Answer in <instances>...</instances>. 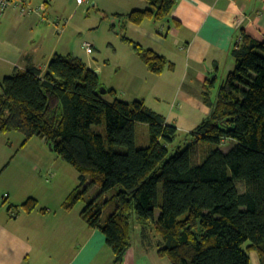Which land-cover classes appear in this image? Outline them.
Wrapping results in <instances>:
<instances>
[{"label": "trees", "instance_id": "trees-1", "mask_svg": "<svg viewBox=\"0 0 264 264\" xmlns=\"http://www.w3.org/2000/svg\"><path fill=\"white\" fill-rule=\"evenodd\" d=\"M175 2L147 0L144 9L105 18L131 42L127 23L171 22ZM133 48L151 73L172 67L151 49L137 43ZM230 53L233 69L219 83L211 80L202 86L211 112L187 136L195 141L182 150L170 153L175 126L142 100H121L106 87L101 93L98 74L72 53H55L43 73L32 67L0 78V133L19 132L23 143L42 139L78 172L79 185L63 201L64 209L84 199L89 186L111 192L104 218L96 198L86 203L81 217L105 235L115 263L130 245L133 212L142 224L152 221L161 244L157 253L170 264H250L251 250L262 263L264 40L241 32ZM140 123L148 127L144 146L135 143ZM226 139L233 143L225 152L219 144ZM195 142L208 148L198 162L193 157ZM85 178L90 180L87 187ZM20 207L31 212L38 202L28 197ZM246 241L247 251L242 247Z\"/></svg>", "mask_w": 264, "mask_h": 264}, {"label": "crops", "instance_id": "crops-1", "mask_svg": "<svg viewBox=\"0 0 264 264\" xmlns=\"http://www.w3.org/2000/svg\"><path fill=\"white\" fill-rule=\"evenodd\" d=\"M93 1L96 10L88 12L84 20L78 18V11L91 3L78 4L76 0H27L30 7L41 9L22 16L13 7L8 8L0 15V78L32 67L43 73L55 53H72L98 74L101 84L115 90L114 97L142 100L167 124L187 132L210 114L202 86L211 80L219 83L233 69L235 61L230 50L241 32L264 40V0H176L171 22L161 24L148 19L140 25L127 23L125 32L131 42L121 36L113 40L115 33L110 31L107 40L119 43V48L108 41L107 49L113 47V53L108 50L91 62L87 55L81 57L77 48L71 49L75 35L95 27L103 14H126L147 7V0ZM60 7L63 14L59 16ZM92 15L96 22L86 25ZM64 18L69 25L59 33L52 24H61ZM67 34L71 39L61 40ZM89 35L94 44L91 52L85 51L87 54L93 53L100 39L99 33ZM134 43L164 56L172 67L151 73L134 50ZM122 71L127 77L119 82L124 74H116ZM224 141L233 143L230 139ZM47 165L0 162V264H170L157 253L161 244L153 226L146 228L147 223L140 222L141 232L138 236L131 234L123 259L115 263L105 235L90 228L81 217L86 198L80 200L84 203L80 208L78 203L71 209L62 207L79 185L78 172L58 162ZM65 174L68 178L62 182ZM89 181L85 178V184ZM28 197L38 202V208L31 212L20 207Z\"/></svg>", "mask_w": 264, "mask_h": 264}, {"label": "rangeland", "instance_id": "rangeland-1", "mask_svg": "<svg viewBox=\"0 0 264 264\" xmlns=\"http://www.w3.org/2000/svg\"><path fill=\"white\" fill-rule=\"evenodd\" d=\"M74 1L75 0H73V2ZM94 8H96V6L95 5L93 6L92 0H91V4L89 6H87V9L81 8L83 10L80 9L78 11L80 14V15H78V18H82L84 20L85 16L88 14V12H89V14H92L95 12L96 9H94ZM58 12H59V16H60V14H63V8L62 7L58 8ZM16 14H18V13H16ZM63 17H67V15L63 16ZM94 21H95V16L92 15L89 17V20L85 24L91 25L92 22H94ZM60 23L61 24H59L58 27L54 24H52V25H54L57 32L62 33L64 31L65 27H67L69 25V20L64 18V19H62V21ZM96 25H95V27L94 26L89 27V28L83 30L82 33L75 35L73 37V39L71 40V44H70L71 49L77 48L81 52V54H80L81 57L84 58V55H87V57L89 58V60L91 62H94V60L98 59V56L103 55V53H106L109 51L111 52V54L113 53V47H110V50L107 49L106 43L108 41H111L113 46L115 45L116 47L119 48V43H117L115 41L120 40V35L117 32H115V30L112 29L111 21L109 19L105 18L104 14L101 17V21L97 22ZM110 31L111 32L113 31L115 33L112 37L113 40H115V41L107 40ZM102 32H104V33L101 34ZM89 33H92L94 35H96L97 33L100 34V39H97V42L99 44H98V46L96 45L97 48L95 50H93V53H91V54H87L85 52L86 50L81 47L82 43L84 41L89 42L92 45L94 44L93 43V41H94L93 37L90 36ZM68 38L71 39V36H69V34H67L66 36L64 35L61 40H67ZM67 41H65V42H67ZM62 51H64V50H62ZM123 74H124V71H122L120 74H116V75H117V77H121ZM126 77H127V75L124 74V76L122 78H119L118 81L119 82L123 81ZM214 93L215 92H213V94ZM151 99H152V97H151ZM164 99L165 98L163 97L162 104H161L162 107L164 106ZM148 101L150 103V100H148ZM173 126H175V125H173ZM193 130L194 129H189L186 132V131H182V130L178 131V129H177L176 136L174 137V141H173V145L175 148H172V146H171L170 153H172L173 151H175L178 148L182 150L186 146L191 144V141L192 142L195 141V139L187 138V136L191 135L190 132ZM23 139H24L23 135L19 132H16V131L0 133V162L4 161V163H6V162L10 161L13 163H16V162L21 163L23 161H25V162L27 161V162H31L33 164L40 163V167H43L44 164H46V165L52 164V163L55 164L56 162H58L61 165L67 166V168H70L71 170H73V168L70 165H67L66 163H64L62 161V159L58 156L57 153H55L49 149V147L47 146L48 144H46L44 140L39 139L37 137H32L29 140H27L25 143H23ZM186 139H188V141H186ZM148 142H149V134H148L147 125L141 124V123L137 124L136 125V142H135L136 145L137 146H144V145H147ZM231 145H232L231 141H227V142L222 141L219 144V148L226 152L230 149ZM193 148L195 150L193 157H194V160L197 162L201 160V158L205 154L206 150L208 149L205 145H202L200 143L197 144L196 142L194 143ZM54 167L56 168V166H54ZM42 171H43V175H44L45 169H43ZM67 178H68V176L65 174V176H63V178H62V182L64 180L66 181ZM87 184H85L84 187H87ZM238 187L241 188L240 184H238ZM158 188H159V201H160L161 196H162L160 184H159ZM110 196H111V192L108 194L100 193V189L98 187L94 188L93 186H89L87 193L85 194V198L87 201L93 200L96 198L95 204L97 206L101 207L102 212H103V215H102L103 218L109 212L108 204H106L105 201H106V198H109ZM82 205H84V203L79 201L76 206L80 208ZM158 214H159V208H156L155 213H154V217L157 218ZM131 223H132V225H131L132 227H131L130 236H131V234H132V237L138 236V233L141 232L142 226L136 220V213L135 212H133L131 215ZM152 226H153L152 221H149L146 225V228H148V227L152 228ZM248 243L249 242L246 241L242 246L245 251H247L246 246L248 245ZM247 254H248L249 259H250V264H261L260 259H259L256 251H254V250L247 251Z\"/></svg>", "mask_w": 264, "mask_h": 264}, {"label": "built area", "instance_id": "built-area-1", "mask_svg": "<svg viewBox=\"0 0 264 264\" xmlns=\"http://www.w3.org/2000/svg\"><path fill=\"white\" fill-rule=\"evenodd\" d=\"M78 4L83 2L91 3V0H76ZM92 4L95 5V1L92 0ZM13 7L17 13L22 16L30 12H39L41 6L30 7L27 0H0V15H2L8 8ZM54 25L59 26L58 22H54ZM83 47L87 52H91L92 44L84 41Z\"/></svg>", "mask_w": 264, "mask_h": 264}, {"label": "water", "instance_id": "water-1", "mask_svg": "<svg viewBox=\"0 0 264 264\" xmlns=\"http://www.w3.org/2000/svg\"><path fill=\"white\" fill-rule=\"evenodd\" d=\"M99 91H100L101 93H105V92H106V88H105V86H104V85H101V86L99 87ZM49 148L52 149L51 145H49ZM261 264H264V260L262 261Z\"/></svg>", "mask_w": 264, "mask_h": 264}]
</instances>
